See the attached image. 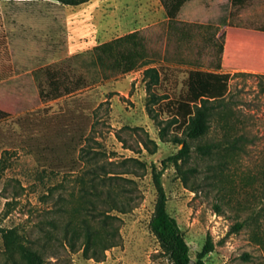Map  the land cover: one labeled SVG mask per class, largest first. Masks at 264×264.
Masks as SVG:
<instances>
[{"label": "rangeland", "instance_id": "obj_1", "mask_svg": "<svg viewBox=\"0 0 264 264\" xmlns=\"http://www.w3.org/2000/svg\"><path fill=\"white\" fill-rule=\"evenodd\" d=\"M162 1L0 0V264H28L25 247L43 264H172L151 231L155 176L192 262L210 237L204 264H264V61L237 56L234 34L226 47L228 27H264V0H202L192 21ZM190 70L228 72V92L175 162L183 134L163 140L158 120ZM65 105L90 117L70 173L37 163L19 119Z\"/></svg>", "mask_w": 264, "mask_h": 264}, {"label": "trees", "instance_id": "obj_2", "mask_svg": "<svg viewBox=\"0 0 264 264\" xmlns=\"http://www.w3.org/2000/svg\"><path fill=\"white\" fill-rule=\"evenodd\" d=\"M57 1L67 5H76L87 0ZM187 1L189 0H163L162 5L166 16L169 19L175 18L181 6ZM242 1L231 0V3L241 4ZM220 20L223 23L226 21L223 14ZM232 34H234L236 42L235 54L237 56L242 54L255 55L264 61L263 42H260V45L257 44V46L251 47L254 52H251L248 48L251 43H256L257 40L255 39L257 37H264V27L259 31L228 27L227 51L228 41L231 36L233 37ZM145 74H151L154 78L158 76L155 68L146 69ZM229 78L228 72H220L218 70H190L188 72L185 80L186 91L178 98L170 101L172 111L167 118L158 120V124L166 123L159 129V134L163 140H165L167 126L175 125L176 129L183 134V138L173 137V141L175 143H183V147L177 154L170 157L171 160L176 162L188 154L189 146L185 143V139H198L207 133L212 111L219 106L228 92ZM88 115L78 107L65 105L58 112L48 113L42 110L27 113L20 117L19 119L26 121L28 129L31 131L27 147L37 163L54 172L70 173L79 169L81 166V152L84 150V144L88 137V126L90 123ZM20 126L22 127L23 123H20ZM3 135L4 133L0 130V136ZM154 184L158 191L151 221V231L155 238L167 252L172 264H204V257L213 250L211 238H207L201 251L197 254V261L192 262L189 255V246L177 221L167 212L166 197L157 176L154 177ZM237 226L239 227V225ZM10 233L12 232L10 231ZM111 246L110 243L105 244V248ZM23 252L28 264H43V255L39 250L25 247Z\"/></svg>", "mask_w": 264, "mask_h": 264}, {"label": "crops", "instance_id": "obj_3", "mask_svg": "<svg viewBox=\"0 0 264 264\" xmlns=\"http://www.w3.org/2000/svg\"><path fill=\"white\" fill-rule=\"evenodd\" d=\"M190 1H191V3H188ZM201 2H202V0H193V2H192V0H189L181 6V8H180V10H179V12L175 18L169 19L167 17V19L175 21L179 18H182L181 20H183V21H188V20L192 21V18L197 17L199 15V12H201V13L203 12L204 8L202 7ZM216 2H220V6L224 3V2H222V0H215V3ZM220 6H219V9H220ZM221 16H222V14L219 13L217 18L220 19Z\"/></svg>", "mask_w": 264, "mask_h": 264}]
</instances>
